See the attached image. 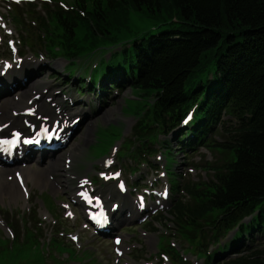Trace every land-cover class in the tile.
<instances>
[{
    "label": "trees",
    "instance_id": "16d2710c",
    "mask_svg": "<svg viewBox=\"0 0 264 264\" xmlns=\"http://www.w3.org/2000/svg\"><path fill=\"white\" fill-rule=\"evenodd\" d=\"M57 1L26 2L24 14L33 16L39 45L69 66L94 69L90 81H79L80 90L105 95L128 84L145 97L130 133L135 142L128 140L134 160L150 165L152 145L168 147L159 137L174 132L191 109L175 143L183 153L205 148L219 155L207 163L211 177L198 184H179V174L167 167L177 179L173 192L188 196L170 199L168 214L189 250L204 264H264V0ZM21 6L12 7L18 27ZM131 14L156 21V31H132ZM17 225L10 226L21 231L26 222L20 217ZM25 236L12 248L0 247V264L27 259L34 233Z\"/></svg>",
    "mask_w": 264,
    "mask_h": 264
},
{
    "label": "rangeland",
    "instance_id": "374dc122",
    "mask_svg": "<svg viewBox=\"0 0 264 264\" xmlns=\"http://www.w3.org/2000/svg\"><path fill=\"white\" fill-rule=\"evenodd\" d=\"M14 1L16 0H0V70L6 60L11 61L13 65L21 55V61L19 68L15 67L8 76L0 77L1 87L15 86L11 85L13 71L18 80L26 83L28 75L25 71L39 67L40 72L36 75L38 81L32 92L27 91V97L36 91L50 94L49 102L43 100L47 107L45 112L51 107L52 116L55 110L64 109L63 112L68 113V121L77 129L67 139L69 143L76 141L72 150L66 151L67 144H63L64 151L62 148L53 153L65 159V164L71 159L70 164L68 162L69 176L65 180L66 188H42L33 185L29 180L25 193L19 199H0V247L6 245L12 248L13 241L25 239L28 230L34 233L33 237L27 239L32 243L27 259L9 264H34L37 259H41L38 264H203L204 260L198 258L201 254L190 251L192 246L181 233H174L178 230L168 214V198L188 201V196L182 191L173 192L171 181L177 179L168 177L167 167L170 166L179 174V184L187 180L198 184L211 177L207 163L218 162L219 155H216L213 149L183 153L175 143L174 131L167 137H159L173 148L170 153L166 152L170 147H165L161 142L152 145L155 151L148 156L153 168L141 163V160H134L128 153L131 145L128 140L135 142L129 133L136 122L135 111L141 102H146L145 97L131 89L128 84H124L123 89L106 91L105 96L99 95L98 92L92 94L87 90L78 89L79 81L85 80L94 69L84 67L81 63L69 66L62 56L55 57L47 48L39 45L37 25L30 22L33 19L30 13L24 14L25 3L22 0L16 2H22L17 5H22L20 12L24 23L17 27L13 17L16 13L12 10ZM31 1L38 6L41 2L54 3V0ZM62 1L70 5V0ZM155 23L156 21L150 18L131 14L129 26L132 31H156ZM24 31H27V35L22 36ZM121 36L125 37L124 34ZM98 59L100 58L97 56L96 69L101 63ZM68 71H74L72 77ZM29 87L28 84L25 89ZM18 90L16 87L9 95H17ZM53 102L57 104L54 107L50 105ZM5 108L10 114L9 106ZM45 112H36L30 116V121L36 122L38 126L40 120L53 117L43 116ZM75 117H79V122H74ZM84 120H91V128L86 137L83 135L87 128ZM181 127L180 123L176 128L179 130ZM218 131L223 133L224 128ZM211 136L214 138V135ZM214 139L219 140V135L215 134ZM24 152L25 150L22 154ZM37 157L38 154L35 158ZM21 164L40 169L44 162L26 160ZM134 168L137 170L132 174ZM81 179L86 180L85 189L90 193L94 190L103 197L106 207L113 203L119 205L109 233H96L93 227L87 225L84 206L79 205L76 198H73L77 189L82 186ZM118 185L126 187L121 192ZM165 188L169 190L168 198L161 196ZM143 197L145 199L142 203L144 202L145 207L150 204L146 209H143V204L140 203ZM20 217L26 222L23 230L12 231L7 227V223L12 227L15 223L17 227ZM39 226L42 228L41 232ZM232 234L233 231L222 242ZM112 236H119L121 242L118 245L113 244ZM50 238H53L55 243ZM42 242L49 243V246L42 247ZM36 245L39 246L37 249ZM212 247L213 244H210V248ZM164 249L178 252L184 262L173 260L169 254L167 259L161 254Z\"/></svg>",
    "mask_w": 264,
    "mask_h": 264
},
{
    "label": "bare ground",
    "instance_id": "6f19581e",
    "mask_svg": "<svg viewBox=\"0 0 264 264\" xmlns=\"http://www.w3.org/2000/svg\"><path fill=\"white\" fill-rule=\"evenodd\" d=\"M17 54V53H16ZM18 55V54H17ZM19 56V55H18ZM20 58L17 59V61L13 62V65L11 64V61L9 62V67L6 70V76H8L9 72L13 68H19L21 61V55ZM15 60V59H14ZM4 63V62H3ZM42 63L39 65L41 66ZM39 67L32 70L31 68L29 70H26L25 73L28 75V82L22 83L20 80L17 79L14 71H13V82L12 84H15V86H11L10 88L7 86L0 87V138H11L15 134H20V139L18 144H20L24 139H27V133H31V130L28 128V124L30 121L31 115H25V109L31 110L32 115H34L36 112L41 113L46 111V104L43 100L49 102L50 94H45L43 92L38 93L33 92L32 95H28L27 97V91H33V88L35 87L37 83L36 75L40 72H38ZM38 72V73H37ZM0 76H2L0 74ZM4 76V73H3ZM122 82H126L125 80H122ZM29 84V89H25L27 85ZM16 87L19 88V93L17 95L10 94ZM36 103V104H35ZM52 107L56 106V102L50 103ZM6 107L9 106L8 110L11 112L10 114L7 113ZM65 107V105H64ZM64 109H58L55 110V114L51 116V112L53 110L51 107H48L47 112L44 113L45 115H50L52 118L43 119L45 120V123L50 122L49 130L52 128L55 129V133H59V139L62 140L64 137L63 144L66 145V151L72 150V145L76 142H68V137L71 136L74 133V130L77 128H70L73 126V123L68 121V114L63 112ZM79 117L76 119V122H79ZM21 122V123H20ZM32 123V122H31ZM85 125L87 126L86 131L83 133V135L86 137L88 134V131L91 127V120H84ZM22 124L25 126H22ZM47 127V126H44ZM69 131V134L67 137H65L64 132ZM57 141H55L53 138L47 141L45 138H43L40 141V144H55ZM69 143V144H68ZM17 144V145H18ZM26 146L21 148V150L17 151L16 154L12 155V157L8 156L7 154L1 155L6 158V160L13 159L12 163H5L0 160V199H4L8 197L9 199H19L24 193L25 189L28 186V181H32L33 185H38L42 188L50 187L53 190H58L60 188H66L65 180L66 177L69 176L67 173V169L69 168L70 160L68 159L65 164V159L61 158L60 156H55L52 151L45 150L42 153H40V157H36L35 155L31 154V151H35L34 144H25ZM38 145V144H37ZM36 145V146H37ZM22 149H28L29 153H27L23 158H18L22 154ZM64 151V148H63ZM15 155V156H14ZM26 160H34L35 162L39 163L40 161L44 162V165L40 169H34L30 166H23L21 163H23ZM69 162V164H68ZM62 163V164H61ZM66 167H65V166ZM22 181V183H20ZM62 181V182H61ZM80 183L82 186L77 189L79 190H85L86 187V180L81 179ZM86 190L84 192V196H86ZM94 197H99L98 192L92 190L91 191ZM76 198V201L79 202V205L88 206L90 207H97L94 205V200H84L82 195H79L76 193V195L73 197ZM94 199V198H93ZM116 204H113L111 206H108L109 209L114 208ZM150 204H147L146 207H149ZM119 208V206H118ZM97 209H103L102 207H99ZM108 209V210H109ZM130 215V214H128ZM107 217L109 220L113 222L114 216L113 213L107 212Z\"/></svg>",
    "mask_w": 264,
    "mask_h": 264
},
{
    "label": "snow or ice",
    "instance_id": "6c2138e0",
    "mask_svg": "<svg viewBox=\"0 0 264 264\" xmlns=\"http://www.w3.org/2000/svg\"><path fill=\"white\" fill-rule=\"evenodd\" d=\"M69 215H70V213H69ZM75 239V238H74ZM117 243H119V240H117Z\"/></svg>",
    "mask_w": 264,
    "mask_h": 264
}]
</instances>
